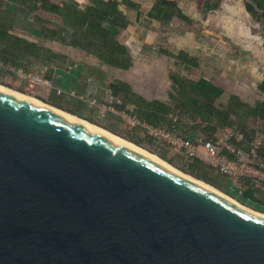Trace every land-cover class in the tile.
Returning a JSON list of instances; mask_svg holds the SVG:
<instances>
[{
    "label": "water",
    "instance_id": "obj_1",
    "mask_svg": "<svg viewBox=\"0 0 264 264\" xmlns=\"http://www.w3.org/2000/svg\"><path fill=\"white\" fill-rule=\"evenodd\" d=\"M0 264H264V214L0 91Z\"/></svg>",
    "mask_w": 264,
    "mask_h": 264
},
{
    "label": "rangeland",
    "instance_id": "obj_2",
    "mask_svg": "<svg viewBox=\"0 0 264 264\" xmlns=\"http://www.w3.org/2000/svg\"><path fill=\"white\" fill-rule=\"evenodd\" d=\"M60 1L54 0L56 3ZM76 1L82 10L90 5L86 0ZM192 1L196 10H202L205 16L189 23L174 17L166 26H151L153 34L147 37L142 35L146 28H150L142 23L146 13L141 11L140 18L136 20L135 11L139 8L132 10L133 13L129 17L134 27L124 36L119 35L122 43H129L131 58L129 70L122 71L102 63L92 54L93 51L88 53L65 44L73 39L72 28L68 27L60 16L42 9L30 10L32 3L29 4L27 0H0V29L10 35L7 40L0 41V85L38 99H46L50 93L42 87L35 94L27 91L28 75L44 77L53 85L66 86L71 93L62 96L51 90L52 95L62 98L61 105L65 110L74 111L79 117L124 139L134 140L141 137V134L134 130L136 127L131 124L138 117L131 107L124 110L116 108V105H122V99L111 98L108 94L110 85L119 81L128 83L134 93L147 100H158L169 105H172L169 98L171 74L185 78H204L221 87L223 95L216 105H226L232 95H238L252 106L264 101V36L261 24L245 9L247 0ZM198 13L196 11V17ZM43 27L55 31L56 36L45 35ZM133 33L137 36L134 37ZM173 33H178L177 37H174ZM18 38L26 43H18ZM175 38H179L180 42ZM145 40L151 42L147 44ZM191 42L196 48H191L189 53H185L195 58L197 67L185 68L170 55L179 53L178 43L184 45ZM33 44L35 47H32ZM117 99L121 103L118 104ZM178 120L181 128L175 127V134L182 137L193 135L198 139L208 137V134L200 129H190L196 125L195 122L186 118ZM246 126L247 134L240 127L229 129L238 135L237 139L244 137L245 141L238 148L246 152L249 160L263 162L259 156V149L264 147L262 124L249 119ZM139 147L160 159L164 158L165 162L177 170L187 159L177 155L161 142L156 144L145 139L140 142ZM252 148L259 158H254ZM253 182L256 187L258 185L264 188V183ZM234 187L238 191L245 189L244 179L236 178ZM224 189L225 186L218 190L241 205L264 214V206L245 201L239 198V193H228Z\"/></svg>",
    "mask_w": 264,
    "mask_h": 264
},
{
    "label": "trees",
    "instance_id": "obj_3",
    "mask_svg": "<svg viewBox=\"0 0 264 264\" xmlns=\"http://www.w3.org/2000/svg\"><path fill=\"white\" fill-rule=\"evenodd\" d=\"M27 1L29 4L32 3L30 10L42 9L52 12L60 16L64 23L72 28L73 39L65 44L85 50L88 53L93 51L92 54H94L98 60L111 68L122 71L129 70L131 66L129 48L119 40V35L123 30L129 27L130 22L129 19L119 11V2L114 0H89L90 5L82 10L79 8V4L76 0H61L58 3L54 2V0ZM128 1L129 0H124V2ZM128 5L132 9H138L133 3L129 2ZM245 9L261 24L264 36V0H247L245 2ZM140 16L141 11L137 10L136 20H138ZM146 16L165 23L172 20L174 17L188 23L190 22V20L177 8L175 2L167 0H155L154 7ZM42 31L45 35L50 37H54L57 34L55 31H50L45 27H43ZM9 37L10 35L7 31H2L0 29V41H5ZM16 41L22 44L26 43V41L20 38ZM32 47H35V45L33 44ZM17 49L21 50L19 47H17ZM170 56L176 62L182 63L185 68L197 67L195 58L190 57L183 51H179L178 54ZM169 80L171 82L169 98L172 105L158 100H147L143 96L134 93L126 82L119 81L111 84L110 90L113 95L116 98L120 97L122 99V105H116V108L124 110L127 107H131L140 121L154 127H164V125H166L165 127L167 129L173 131L175 127L177 129L181 128L178 118H186L196 123L195 126L190 128L191 130L200 129L202 132L208 134V137L205 139H211L216 133L223 129L233 127H240L243 132L247 134L246 131L248 128L246 122L249 119H254L261 122L262 134L264 136V101L257 102L252 106L244 102L238 95H232L226 105H216V102L223 95V89L207 79L185 78L180 75L171 74ZM56 96L57 95H53V98L49 101L36 99L78 116L74 111L65 110L61 105L62 98ZM174 117L177 119L173 120L172 118ZM94 125L98 126L96 124ZM201 125H204V127H200ZM104 130L108 131L107 129ZM134 130L141 134L140 139L121 138L138 148H141L139 147L140 142L145 139L158 144L156 140L144 134L139 127L134 128ZM233 143L236 146L241 145L235 142ZM259 154L264 160V147L259 149ZM156 157L160 159L158 156ZM160 160L165 162L164 158ZM185 161L184 165L178 167L182 173L216 189L224 188L225 181L227 180L224 175L218 173L215 169L205 165L199 160L191 161L186 159ZM244 184L246 188L242 190V199L264 206V188H262V186L256 187L253 180L250 179H244Z\"/></svg>",
    "mask_w": 264,
    "mask_h": 264
},
{
    "label": "built area",
    "instance_id": "obj_4",
    "mask_svg": "<svg viewBox=\"0 0 264 264\" xmlns=\"http://www.w3.org/2000/svg\"><path fill=\"white\" fill-rule=\"evenodd\" d=\"M26 77L29 80L27 91L31 93L35 94L41 87L54 90L60 96L71 93L66 86L53 85L51 81L44 77L37 75H28ZM61 78H63V75H61ZM108 94L111 98L115 97L110 89ZM117 102L118 104L121 103L118 99ZM131 124L142 129L148 137L157 142H161L167 148L175 151L177 155L183 156L191 161L199 160L224 175L227 178L225 191L228 193L237 192L239 193V198H242V191L240 189L238 191L234 187V180L236 178L250 179L255 182L264 183V163L257 160L254 162H252L253 160H249L246 152L233 143L243 144L245 141L244 137H241L243 139H237L238 135L233 134L230 129L220 131L213 138L204 140L195 138L193 135L182 137L175 134L173 130L162 126H150L137 118ZM251 151L254 153V158H259L254 148Z\"/></svg>",
    "mask_w": 264,
    "mask_h": 264
},
{
    "label": "bare ground",
    "instance_id": "obj_5",
    "mask_svg": "<svg viewBox=\"0 0 264 264\" xmlns=\"http://www.w3.org/2000/svg\"><path fill=\"white\" fill-rule=\"evenodd\" d=\"M0 91H4L6 93L14 95L15 97H17L19 99H23V100H25V101H27V102H29L31 104H34V105H37V106H39L41 108L47 109V110H49V111H51V112H53V113H55V114H57V115H59L61 117H64V118H66V119H68V120H70V121H72V122H74L76 124H79V125L87 128L88 130L92 131L93 133H96V134H98V135H100V136H102V137H104V138H106V139H108V140H110V141H112V142L124 147L125 149H128L129 151H133V152L141 155L142 157H144V158H146V159H148V160H150V161H152V162H154V163H156V164H158V165H160V166L172 171L173 173H175V174H177V175H179V176H181V177H183L185 179H188V180H190V181H192V182H194V183H196L198 185L204 186V187L212 190L214 193L238 203L236 200L230 198L229 196H226L225 194H223L219 190H216L213 187H211L209 185H206V184H203L201 181L196 180V179H194V178L182 173L181 171L175 169L171 165H169V164L163 162L162 160L158 159L156 156L150 154L146 150L138 148L137 146H135V145H133L131 143H128L127 141H125L121 137L116 136V135H114V134H112V133H110V132H108V131H106V130L98 127V126H95L93 123H91L90 121H88L86 119H83L81 117L75 116V115H73L71 113H68V112L62 110V109H58V108H56V107H54L52 105L46 104V103H44L42 101H39L37 99H34L32 97L26 96L23 93H20L18 91H15L13 89H10V88L2 86V85H0Z\"/></svg>",
    "mask_w": 264,
    "mask_h": 264
},
{
    "label": "crops",
    "instance_id": "obj_6",
    "mask_svg": "<svg viewBox=\"0 0 264 264\" xmlns=\"http://www.w3.org/2000/svg\"><path fill=\"white\" fill-rule=\"evenodd\" d=\"M114 1L119 2V6H118L119 11H121L129 19V22H130L129 27L126 30H123L121 32L122 36H124V34H127V31L131 30V28L134 27L133 24L131 23L132 20L129 17V15H131L133 13L132 10L134 11V9L130 8L128 3L130 2V3L135 4L137 6V8H139L140 11H144L146 14L152 10V8L154 7V3H155V0H129L128 2H124V0H114ZM167 1L175 2L177 8L181 11V13L185 17H187L190 20V22H193L198 18L201 19L203 16H205V15H203L204 12H201L202 10H196V5L192 0H167ZM86 2L90 3L89 0H86ZM196 11L199 12L197 17H196ZM135 13H136L135 14V19H136L137 18V11H135ZM145 17L146 18L144 20H142V23L146 24L147 26L148 25L150 26V28H146L144 33L142 34L146 37L152 36V34H153V31L151 30V26H154V25L166 26L167 25L165 22L154 20V19H151L147 16H145ZM139 28H141L143 30L142 26H140ZM176 34L178 35V33H175V35ZM133 35H134V37L137 36L136 33H133ZM173 35H174V33H173ZM175 35H174V37H175ZM177 35H176V37H177ZM181 35L179 37H181ZM146 40H147V38H146ZM146 40L144 42L147 44H148V42H151V41H146ZM175 40L180 42L179 38L178 39L175 38ZM126 45L129 48V43H127ZM178 45L179 46H178L177 50L187 52V53H189L191 48H194V49L196 48L195 47L196 45L193 42L186 43L184 45L182 43H178ZM263 47H264V44H263ZM100 67H102V66H100ZM42 88L46 89L50 94H49L48 98H46V99L40 98V99L45 100V101H49L50 99H52L54 94L53 95L51 94V90H49L45 87H42ZM32 98L36 99V97H32Z\"/></svg>",
    "mask_w": 264,
    "mask_h": 264
}]
</instances>
